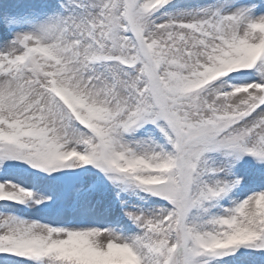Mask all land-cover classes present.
Segmentation results:
<instances>
[{"label": "snow or ice", "instance_id": "obj_1", "mask_svg": "<svg viewBox=\"0 0 264 264\" xmlns=\"http://www.w3.org/2000/svg\"><path fill=\"white\" fill-rule=\"evenodd\" d=\"M0 264H264V0H0Z\"/></svg>", "mask_w": 264, "mask_h": 264}]
</instances>
